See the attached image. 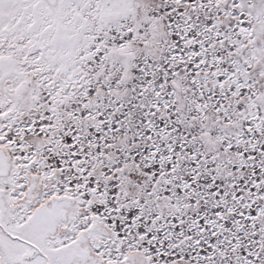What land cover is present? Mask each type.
Returning <instances> with one entry per match:
<instances>
[{"label":"snow or ice","instance_id":"6c2138e0","mask_svg":"<svg viewBox=\"0 0 264 264\" xmlns=\"http://www.w3.org/2000/svg\"><path fill=\"white\" fill-rule=\"evenodd\" d=\"M0 264H264V0H0Z\"/></svg>","mask_w":264,"mask_h":264}]
</instances>
